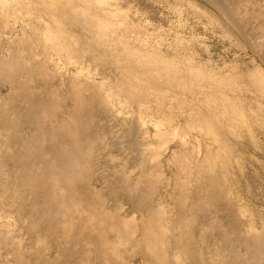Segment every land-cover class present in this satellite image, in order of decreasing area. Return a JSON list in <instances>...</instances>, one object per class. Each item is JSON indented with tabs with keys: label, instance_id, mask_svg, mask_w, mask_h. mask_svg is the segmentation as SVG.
Instances as JSON below:
<instances>
[{
	"label": "rangeland",
	"instance_id": "374dc122",
	"mask_svg": "<svg viewBox=\"0 0 264 264\" xmlns=\"http://www.w3.org/2000/svg\"><path fill=\"white\" fill-rule=\"evenodd\" d=\"M2 1L12 13L7 14L4 8L1 10L2 13L0 12L2 15L3 13L8 15L6 17L3 15V19L5 17L6 20L4 21L7 24L1 27L6 40L3 36L5 42L0 44V63L2 61H13L14 58H17L16 61L23 64V67H19L18 79L24 83L23 86L25 87L20 86L23 89H19L16 84L5 77L3 78L0 73V108L5 107V105L8 106L9 116L14 117L15 114L14 118L18 119V126L15 128L0 126V163L1 175L4 180L1 181L2 183L0 182V185H3L2 188L0 187V264H76V261L77 264L93 263L92 261L84 263L82 252L87 253L88 260L93 257L92 259L95 262V246L89 243L86 237L88 236V230H91L93 228L91 226L95 225L93 223H96L93 220L95 219L93 216L96 209L91 202H88L89 205L84 204L88 208H83L85 211L81 214L69 217L67 212L64 213L68 218L56 211L59 215L56 218L60 223H58L57 229L50 230V237L52 239L55 237L54 242L49 238V232L46 233L44 226V228H41L43 233L41 231L36 232L40 235L31 233L29 230L33 223L35 225L39 222L43 223L42 220L39 221L38 219L41 212L46 209L59 210V204H63L68 199L70 200V196H65L66 184L59 176V172L54 170L55 167L51 168L53 165L52 160H54L52 147L56 140L51 138L49 128L54 129L59 122L55 121L54 124L52 121L51 123L50 118L47 119L45 115V126L43 125L44 128L40 129V127L34 126L29 119V121H25V117H23L25 113L22 116L20 115L29 109L26 110L24 104L20 105L21 96L29 92L35 99L54 104V92H57L58 98L56 97V99H58V103L56 106L59 115H62L60 119H67L65 111L73 106V101L69 95L71 82L79 76H81L80 79H84L83 81L89 83L94 81L103 82L105 88L108 86L113 92L115 101L113 98L112 101L115 106L112 109L115 111L111 110L106 116L104 114L108 112L105 113L101 110L100 114L96 113L95 117L97 118L94 117L91 127L92 131L95 129L91 151V160L94 161V167L89 165L90 167L87 166L84 170L88 173L87 176L91 177V187L96 190L101 189L100 193L104 191L103 195L106 198L109 196L107 206L109 205L110 209L104 212L106 216L107 214L108 217L109 215L112 216V212L118 209L123 219L128 220V222H125L126 226L125 224L118 226L123 233L117 236V239L113 238L116 241L109 245L111 248H107L109 251L106 249L107 258L104 262L102 261L103 263L99 261L97 264H150L146 254H144L145 252L133 243L134 240L142 238V233L136 231V229V232L134 231L130 238L128 231L134 227L142 226L144 221L142 220L144 219L143 212L136 206V202L130 200L128 193L120 189L117 178L126 173V176L130 178V182L133 181V186L136 185V193L138 191L140 193L145 187H149V184H146L143 179L142 182L140 181L141 183L139 182L140 184H137L140 175L150 173L156 167V162L152 159L148 144L158 141L157 138H152L158 125L164 130L172 128L171 130L175 133L167 140L163 149L164 153L161 157L163 167H161V182H159L161 186L159 192L156 193L157 195L154 194L153 196L152 206L165 208L171 221L168 224H175L173 221L176 218L177 203L170 195L174 185H176L175 180L177 178L176 167L173 163L174 150L180 149V142L181 144L186 143L189 150L194 151L198 157L204 159L207 145L220 143L210 139L204 130L198 127L197 123L199 121L197 117L198 105H200V108L203 106L202 108L206 107L208 109L205 104L203 105L205 98L202 97V93L209 90L208 81L210 82L212 77L242 81L244 86L247 87L249 81L254 78L255 71H258L257 68L262 69L264 74V0ZM77 10L81 12L80 16H75ZM94 18L114 24V27L110 28L111 37L113 38L110 42L98 35ZM2 20L0 23H2ZM30 25L51 30L59 46L58 51L50 50V59L53 61L50 64L51 66L45 67L44 71L43 68L39 67L46 60L43 55L45 50L42 49L43 44L41 41L39 45L37 44V38L29 29ZM28 31L33 36V39H30L32 42L30 45L32 49L37 48L35 51L38 57H33V53H29L28 50L25 52L17 51L16 54L14 50H10L18 46L15 41L18 40L19 43L23 38V34L28 33ZM114 35L117 36L114 37ZM119 35H123V39ZM11 36H14L15 39L7 43ZM118 40H124L125 42ZM35 44L37 45L35 46ZM124 44L131 49L134 48L133 50L137 52L136 55L122 60L121 53ZM238 44L241 47L237 46ZM31 46L28 47L27 45V49ZM38 53H42L41 56ZM157 54L168 59L174 58L175 66H173V70L165 72L163 77L144 81L137 80L135 74L130 73V70L139 67L137 65L141 59ZM154 66H149L148 70L156 72ZM81 71L84 76L80 75ZM33 73L42 75L35 77ZM32 74L34 77H32ZM220 86L224 87L231 98L237 97L236 93L238 96L239 94L243 95V98L240 99L242 101L238 100L240 102L238 103L243 104L242 106L246 108L249 123L252 125L251 127L250 124L247 127L238 125L231 132L234 134V138H231L234 150L231 148L229 152L231 162L226 166L228 168L225 171L226 175H224L226 176V187L231 192V199L248 211L246 212L247 216L252 218L253 225L257 227V231L262 233L264 232V98L251 92L249 88L243 89L242 92H233L225 83ZM214 92L215 90L211 89L209 96L210 93L212 97L215 96ZM85 94L88 97L90 96L89 92H85ZM60 95L68 97L66 100H61V98L59 100ZM61 104L63 108L60 106ZM16 106H20L21 112L19 107L16 108ZM15 109L18 110L15 112ZM40 110L43 113L42 108ZM253 115L256 117L254 118ZM83 119L85 120V117ZM189 122L193 123L191 127L188 125ZM51 125L52 127H50ZM140 127H142V130H140L143 131V136L140 135V137L136 136L135 138L132 131H139ZM48 133L50 135H47ZM235 136L238 137L235 138ZM50 152L52 153L50 154ZM25 153L28 156L24 155ZM56 164L57 160L54 161V165ZM23 169H31L33 174L42 175L44 180H48L47 183L50 186L48 191L55 196L52 204L51 202L47 203L46 192V195H43L44 192L39 190L37 194L36 191L25 188L23 183L26 180L24 176L27 172ZM80 176H83V172L80 173ZM145 179L147 180L146 177ZM80 180L83 181L82 178ZM198 185L200 184L192 176L188 188L194 191ZM29 190L30 192L27 193ZM11 191L19 193L18 203L13 201L14 192L12 194ZM22 192H24V196ZM2 193H5V195L3 196ZM34 194L37 195L34 198L40 195V199L36 198L37 203L33 199L32 195ZM64 197L66 200H64ZM160 198L161 201H159ZM50 204L54 208L50 207ZM42 205L46 206L42 208ZM211 209L213 210V208ZM66 210L63 208L64 212ZM32 211L34 212L32 213ZM69 213L71 212L69 211ZM84 217L88 220L90 218L89 222H91H87L89 225L86 226L84 234L82 232L81 238L78 237L77 239V230H75L77 228H74L71 232L70 230L71 227H78L82 219H86ZM108 217L107 221L114 222L113 224L117 227L116 220L114 221L113 218L109 219L111 217ZM213 217L216 219V214H213ZM220 218H226L224 221L227 222L219 221L218 226L208 228L204 222L199 221L195 229L196 233L201 232L205 236L203 249L207 262H212V264H221L218 262L220 259L213 262L211 258L217 257L221 250V240L224 232H227L229 237L232 236L231 226H228L231 225V221H229L231 219L223 215ZM220 225H224V227L219 228ZM174 232L175 234L179 233L178 231ZM125 233L127 234L125 235ZM56 234L62 237H58ZM115 234L118 233L111 236L114 235L115 237ZM36 237L40 238V243ZM58 240L59 243H57ZM18 244H20L21 250ZM237 250L242 257L248 256L245 245H239ZM17 252L21 254V258L17 255ZM73 252L75 253L73 254ZM146 252L148 253V251ZM72 258H76V260L74 261ZM253 264H255L254 261Z\"/></svg>",
	"mask_w": 264,
	"mask_h": 264
},
{
	"label": "bare ground",
	"instance_id": "6f19581e",
	"mask_svg": "<svg viewBox=\"0 0 264 264\" xmlns=\"http://www.w3.org/2000/svg\"><path fill=\"white\" fill-rule=\"evenodd\" d=\"M3 8L5 9L4 11L7 14L9 12L12 13L6 7V4L2 0H0V12ZM80 14H81V12H79L77 10V12L75 13V16H80ZM3 15H4V13H3ZM3 15L0 14V21L3 19ZM6 15H4V16L6 17ZM5 17L2 20V23H0V24H2L0 26V44L5 42L4 41V38H5L4 35L5 34L1 30V27L3 25L7 24L6 21H4V20H6ZM209 18H210V16H209ZM94 22L97 26L98 35L101 38H103L104 40H106L107 42H110V40L112 38L111 37L112 35L110 33V28L114 27V24H112L111 22L105 21V20H101L99 18H94ZM28 28H29V26H28ZM29 29L31 30L32 34L37 38L36 39L37 44L39 45L40 41L43 44L42 49L45 50V53L43 55L46 57V60H44L42 62V65L39 68H43V71H44L45 67L51 66L50 64H52V61H53L50 59V52L51 51H58L59 46L57 45L55 35L51 32V30L38 28L35 25L34 26L30 25ZM32 34H29V31H28V33L26 32L25 34H23V36H22L23 38L21 39V41L19 43H18V40L15 41L18 44V46H16L15 49L11 48L10 50L11 51L14 50L15 54L18 53L17 51L25 52L26 50H28L29 53H33L32 54L33 57L34 56L38 57L37 52L35 51L37 48L32 49V46L30 45L32 43L30 39H33L32 38L33 36H31ZM3 36H4V38H3ZM115 36H117V35H114V37ZM119 37L123 39V35L122 36L119 35ZM14 39H15V37L11 36L7 43H10ZM5 40H6V38H5ZM118 41H120V40H118ZM123 41H120V42H123ZM34 43H35V40H34ZM25 44H27L28 47L29 46H31V47L27 49V45L25 46ZM37 44H35V46ZM125 44H127V43H125ZM125 44H124L123 52L121 53L122 60L126 59V58H131L134 55H136V53H137L135 50H133L134 48L131 49V48L127 47V45H125ZM237 46H240V45L238 44ZM40 48H41V46H40ZM30 49H32V50H30ZM51 49H53V50H51ZM39 51H41V50H39ZM42 52H43V50H42ZM46 53H47V55H46ZM38 54H40V53H38ZM41 54H40V56H41ZM30 56H31V54H30ZM16 59L17 58H14L13 61H5V62L2 61L0 63V73L2 75L1 74L0 75L3 76V78L5 77L6 79L10 80L12 83L16 84L19 89H23L21 87L24 85V83L18 79V72L20 71V68L23 67V64L21 62L16 61ZM173 59L172 58L168 59V58L164 57L163 55L161 56L159 54L153 55L151 57L141 59L140 63L137 65V67L138 66L139 67L134 69V70H130V73L133 72L135 74V78L139 81H144V80H148V79L155 80L157 78H160L161 76L163 77L165 75L164 74L165 72H170L171 70H173V66H175V60H173ZM32 61H33V59H32ZM28 62H29V60H28ZM151 65H155L154 69H156V72H150L148 70L149 69L148 67ZM33 68L35 69V67H33ZM32 69H30V70H32ZM257 70H258L257 71L258 73L255 71L254 78L251 81H249V83L247 84V87L244 86V83L242 81H237V80L231 81L228 78L223 79L221 77H212L210 79V82L208 81V83H209L208 85L210 86V88L207 87V88H209V90L206 89L207 91L202 93L203 94L202 97L205 98L203 100L204 101L203 105L205 104V106H207L208 109H206V107L202 108L203 106L200 108V105H198L197 117H198L199 121H197V123H198V127L201 130H204L205 134L207 136H209L210 139H213L215 142L217 141L220 143H216V145H212L210 143V145H207V151L204 155L205 156L204 159L198 157L194 153V151L189 150L186 143L181 144V142H180V145H179L180 149L174 150L175 154L173 157V163L176 167L177 178L175 180L176 185H174L173 191L170 193V195L172 196V198L177 203L176 218L173 221V223H175V224H168V223H171V221L167 215V212L165 211V208L153 207L154 205L152 206L153 196H154V194L159 192V187L161 186V185H159L160 184L159 182H161V179H160L161 178V167H163V161L161 160V157L164 153L163 149H164V146L166 145L167 140L171 137V135L174 136V133H175V132L173 133V130H171L172 128L170 130H164L158 125L154 131L153 136H152L153 139L157 138L158 141L156 143H151V144L149 143L148 144V149L152 155V159L156 162L155 163L156 167L150 173H145L144 175H140L139 176L140 178H139V181L137 184H140L142 182V179H143V181H146L145 182L146 184H149V187H145L144 190H142V191L140 190L141 191L140 193H139V191H138V193H136L135 192V190H136L135 186L136 185L133 186V181H132V183L130 182V178L128 176H126V173L120 175L117 178V182L119 183L118 186H120V189H123L125 192H127L130 200L132 202H136V206L140 208L139 210L141 212H143L144 219H142V220H144V221L142 223V226L134 227L132 229H129L128 231L130 233V238L136 229H137L136 231H140L142 233L141 239H137V240H134V242L133 241L132 242L134 243L135 246L140 247L141 251L143 250L145 252V253L144 252L143 253L146 254L147 259L150 262V264H212V262H210V263L207 262V259H206L205 253H204L203 243L205 241V236L201 232L196 233L195 229H196V225L199 221L204 222L208 226V228H214V227L218 226L219 221L223 222L226 219V218H220V216H222V215L227 216L231 219V220H229V221H231V225L229 224L228 226H231V229H232L231 235L232 236L229 237L227 232L226 233L224 232V236L222 237V240H221L222 248L219 251V253L217 254V257H214V258L210 257L211 260L214 262L217 259H220V260H218V262H220L221 264H253V261L255 262V264H264V232L261 233V232L257 231V227H255L253 225L252 218L248 217L246 214V212H248V211L243 209L241 206H239V203H235L231 199V197H230L231 192L226 187V180H225L226 176H224V175H226L225 171H227L226 169L228 168L226 166L229 165L231 162L229 152L231 151V148L233 147L231 138H234V134L231 132L235 129V126H238V125L247 127L250 124L249 123V117L247 115L246 108H244L242 106L243 104L242 105L239 104L240 102L238 101V100L243 98L242 97L243 95L241 96L239 94V96H238L236 93L237 97L231 98L229 96V94L226 93V91L224 90V87L220 86L221 84L225 83L226 85H228L231 88V90L233 92H239V91L242 92L243 89L249 88L251 90V92H253L255 94L257 93L259 96H261V98H264V74L262 73L263 72L262 69L257 68ZM23 71H24V69H23ZM78 73H80V72H78ZM33 74L35 75V77L39 75V73H38V75H36L35 73H33ZM75 74H77V73H75ZM34 75L32 77H34ZM40 75H42V74H40ZM80 75L84 76V74H82V71H81ZM32 77L30 76V78H32ZM80 77L81 76H79V78L77 77V79H74L72 82L70 81L71 82V89H70L69 95L71 97V100L73 101V106L71 108H69V110L66 109V111H65V115H67V119H65V118L63 120L60 119V117H62V115H59V111L57 110V106H56L58 103L57 102L58 99H56L57 92H54V95H55L54 96V99H55L54 104H49V102L45 103L39 99H35V97L29 92H26L25 94H23L21 96L22 99L20 101V103H21L20 105L24 104V105H26V110L29 109L27 112H23L20 115V116H22L25 113L23 116V117H25L24 118L25 121L30 120V122L34 126H37L38 128L40 127V129L44 128V126H45V121H46L45 115L47 116V119L50 118L51 123H52V121L54 122V124H55V121L59 122L58 125H55L54 129L49 128L51 130V132H50L51 138L53 140H56L55 144L52 147L53 153L50 152V154L51 153L53 154L52 156L54 159V160H52L53 165L51 168L55 167L54 170L59 172V176L62 178V181L65 182V184H66L65 185L66 190L63 188L65 190V196H67V195L70 196V200L69 199L66 200L64 197V200H66V201L63 202L64 206H63V204H59V210L55 209V211L54 210L52 211L51 209H46L43 212H41L40 216H39L40 218H38V217L37 218L39 219V221L42 220L43 223L39 222L37 225H35V223H33L29 227V230L31 233H36V232L41 231V228L44 226L46 233L48 231L49 232L48 233L49 238H51L50 237V230L54 231L53 229H57L56 227H57L58 223H60L59 220L57 219L58 218L57 217L58 212H56V211H59V213H61L62 215L67 212V215H69V217H71L73 215L83 213L85 211L84 209L88 208V207H85L84 204L86 203V205H89L88 202H91V204H93V206L96 209L95 210L96 213L94 214L95 217L93 216V218H95L93 220L96 221V223H93V224H95L96 226L95 225L91 226V228L92 227L93 228L91 230H88V232H87L88 236H86V237L88 238V242L91 244H94V246H95V249H94V260H95V262L92 259L93 257L88 260V257L86 255L87 253L82 252V257H83V261L85 260L84 263L92 261L93 263L97 264V262H99V261H100V263H103L105 258H107L106 256L108 253H107L106 249L109 247L110 244H112L116 241L114 239H117V236H120L123 233L122 230H119L118 226L124 225L126 221L128 222V220L125 221L123 219V216H121V214L118 212V209H115V210L111 209V210H114V212H112L113 215L112 216L109 215V217H111V218L108 217V214L106 216V214L104 212L106 210L110 209L109 205L107 206V204H108L107 202H109L108 201L109 196L106 198L105 195H103L104 191L102 193H100L101 189L99 190L97 188L98 190H96L93 187H91V185H90L91 177L89 176L90 177L89 178L87 176L88 173H86V170H84V168H87V166H89V165H93V167H94V164H93L94 161L91 160V156H92L91 151H92V147H93L92 146V140L94 138L93 136L95 135L94 134L95 129L92 131L91 127L93 125L92 123L94 121V117L96 116L97 112H98V114H100L99 112L101 110H103L102 112H105V113L108 112L107 114H104L101 112L102 114H104L106 116H108V114L111 112V110H113L112 107L114 108V106H115L114 102L112 101V98L114 100V97L112 94L113 92L111 91V88H109L108 86L105 88V83H103V82L98 83V82L94 81L93 82L94 84H93L91 81H90L91 83H89L88 81H83L84 79H80ZM92 80H94V79H92ZM23 87H25V86H23ZM211 89L215 90V92H214L215 96H213V97H212L211 93L209 96V92ZM85 92L86 93L89 92L90 96L88 97L85 94ZM67 97L68 96L60 95L59 100H60V98H61V100H66ZM261 98H260V100H261ZM260 100H259V102H260ZM240 101H242V100H240ZM27 105H29V106L27 107ZM60 106L63 108L62 104ZM17 107H19V111H20V106H16V108ZM40 108H42L43 113L40 110ZM17 110L15 109V112ZM199 110H200V112H199ZM40 111L43 114L42 116H41ZM113 111H115V110H113ZM8 112H9L8 106L5 105V107L0 108V126H4L6 128L17 127L18 126V119L14 118L15 114H14V117L9 116ZM113 114H115V113H113ZM17 116H19V115H17ZM257 116L259 117L260 114ZM84 117H85V120L83 119ZM227 117L229 118L228 120H227ZM255 117L256 116H254V118ZM95 118H97V117H95ZM256 123H258V122H256ZM188 125L191 127L193 125V123L189 122ZM254 125H256V124H254ZM48 126H49V124H48ZM251 126L252 125L250 124V127ZM4 127H1V128H4ZM50 127H52V125ZM140 129L142 130V127L139 128V131L138 130L132 131V134L133 135L135 134L134 135L135 138H136V136L137 137L138 136L140 137V135L143 136V133H142L143 131L141 132ZM185 129H187V128H185ZM36 130H37V128H36ZM45 130H46V128H45ZM57 130H58V132H57ZM47 135H50V134L48 133ZM236 137H238V136H235V138ZM196 143H198V142L196 141ZM9 146H11V145H9ZM235 148H236V146H235ZM31 153H33V152H31ZM37 154H39V153H37ZM24 155H26V153ZM26 156H28V155H26ZM50 157H51V155H50ZM21 158H22V156H21ZM16 160H17V158H16ZM55 160H57L56 165H54ZM19 163H20V161H19ZM142 165H144V164H142ZM27 167H29V166H27ZM30 167L32 168L31 165H30ZM27 169H23V171L26 170L25 172H27L25 174L27 177L24 176L26 180L23 183V184H25V188L36 191L37 194H38L37 191H39V190H42L44 192L43 195H46L45 194V192H46L47 193L46 197L48 198L47 203L51 202V204H52V201H54L55 196L51 194L52 193L51 191H50L51 193H49V191H48V188H50V186H48V183H47L48 180H44L43 179L44 176H42V175L33 174L31 169L30 170H27ZM33 170H34V168H33ZM81 171L83 172V176H80V173H82ZM236 171L238 172V170H236ZM25 172H23V173H25ZM192 176H194V180H196L200 184V185H198L197 189H195L194 191H192L188 188L189 183H190V179ZM145 177L147 178V180L146 179L144 180ZM80 178H82L83 181H81ZM1 181H4V180H3L2 175H1V163H0V182ZM20 182H22V181H20ZM165 184H166V182H165ZM15 185H14V189H15ZM20 185H22V184H20ZM2 186L3 185H0L1 188H2ZM22 188H24V187H22ZM12 189H13V187H12ZM25 190H27V189H25ZM13 192H14V195H13L12 199L15 203H18L19 202V200H18L19 199L18 198L19 193L17 191H13ZM13 192H12V194H13ZM28 192H30V190L27 191V193ZM22 193H20V194H22L24 196V192H22ZM31 193L33 194L32 191H31ZM4 195H5V193L3 194V196ZM35 195L36 194L32 195L33 199L35 201L37 200L36 198L40 199V197H39L40 195H38V197L34 198ZM159 195L161 196V194H159ZM21 200L24 201L23 199H21ZM35 201H34V205H35ZM37 201H36V203H37ZM159 201H161V198L159 199ZM51 204H50V207L51 206L53 207V205H51ZM22 205H24V204H22ZM38 206H40V204H38ZM45 206L46 205H42V208ZM22 207H24V206H22ZM22 207H20V208H22ZM36 208H37V206L35 207V209ZM63 208L65 210L66 209L67 210L64 212ZM211 208H213V210ZM42 210H38V211H42ZM34 211H32V213ZM69 211L71 213H69ZM86 211H88V210L86 209ZM213 214H216L217 220L213 217ZM64 215H65V217L67 216L66 214H64ZM91 215H92V211H91ZM107 217L109 219L113 218L114 221L116 220L115 223H118L117 227H116V225L113 224L114 222H112L111 220H110L111 222L107 221L108 220ZM66 218H68V217H66ZM84 218H86V217H84ZM38 219H37V221H38ZM89 220H90V218H89ZM89 220L87 218L82 219V221H81V223H79L78 227H71V230L69 229L70 232L73 231L74 228H77L75 230H77L76 235H78L77 236V239H78V237H80V235L84 234L86 226L89 225L88 223L91 222V221L89 222ZM226 222L227 221H224V223H226ZM125 226H126V224H125ZM222 226L224 227V225H220L219 228H221ZM228 226H227V229H228ZM58 229H60V228H58ZM87 229H90V228H87ZM263 229H264V226H263ZM174 231H178L179 233L175 234ZM227 231H229V230H227ZM41 232L43 233V230ZM56 232L57 231H55V233ZM42 233H41V235H42ZM114 233H118V234H115V237H114V235L111 236ZM36 234H38V233H36ZM58 234H56L58 237H62V236H59L60 234L59 235ZM65 234H68V233L65 232ZM126 234L127 233H125V235ZM215 234H216V232H215ZM32 235H34V234H32ZM38 235H40V234H38ZM54 236H55V234H54ZM47 238H48V236H47ZM54 238L53 239L51 238L52 240L51 239H49V240L53 241ZM37 239H38V242L40 243L41 242L40 238H37ZM44 242L46 243V241H44ZM65 242H66V240H65ZM57 243H59V240ZM63 243H64V240H63ZM242 244L247 247V255H248L247 257H242L239 254V252H237L238 251L237 247H239V245H242ZM18 245H19V248L21 250L20 244H18ZM41 246H43V245H41ZM107 250L109 251V249H107ZM146 251H148V253ZM68 253H69V251H68ZM68 253H66V254H68ZM74 253L75 252H73V254ZM83 254H85V255H83ZM17 255L19 256V258H21V254L19 252H17ZM38 256H39V254H38ZM68 256H69V254H68ZM68 256H67V258H68ZM70 256H71V252H70ZM75 257H77V256H75ZM73 260L75 261L76 258H74ZM74 261H72V262L74 263ZM93 263H90V264H93ZM76 264H77V261H76Z\"/></svg>",
	"mask_w": 264,
	"mask_h": 264
}]
</instances>
